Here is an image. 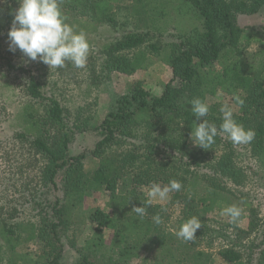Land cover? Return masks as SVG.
Returning <instances> with one entry per match:
<instances>
[{
    "label": "trees",
    "instance_id": "obj_1",
    "mask_svg": "<svg viewBox=\"0 0 264 264\" xmlns=\"http://www.w3.org/2000/svg\"><path fill=\"white\" fill-rule=\"evenodd\" d=\"M183 2L202 25L201 30L173 42L167 55L173 80H180L184 88L172 86V80L160 96H153L136 83L132 93L120 96L103 120L94 128L85 129L98 137L93 153L98 156L99 168L91 178L83 169L85 155L72 152L77 133L68 110L57 98L48 95L33 75H26L27 103L20 118L22 131L15 139L21 148L32 152V156H40L41 184L54 190L52 193L62 188V195L55 196L51 205L41 185L31 194L32 199L27 202L35 204L34 210L39 211L37 223L9 222L14 216L4 218L0 215V254L3 253L8 264H63L59 230L63 232L74 225L73 239L77 233L75 213L78 209L85 220L95 226L94 232L110 231V238L109 242H84L77 247L79 257L72 264H132L136 258L141 259L142 264H264V219L262 221L253 208L243 209L248 205L242 200L246 195L237 189L252 184L254 172L246 165H238V161L240 164L245 159H240L226 136L218 135L209 150L190 149L195 117L183 106L193 98L205 101L210 87L214 91L218 88L225 91L231 96L228 104L233 108L234 119L245 129L255 131L253 141L237 145L242 146L243 151L237 149L245 158L255 160L260 171L264 170V82L261 74L248 76L246 67H240L236 61L224 67L212 82L206 83L203 71L215 63H222L229 51L237 49L240 55L253 39L261 43L260 33H246L237 26V19L241 14L258 13L264 0ZM154 3L155 0H134L131 7L141 15L143 12L150 16L163 13V10L157 13ZM110 5L111 0L61 2L69 24H81L80 18L87 17L96 28L111 24L114 29L118 23ZM2 22L0 19V27L4 26ZM149 33L127 32L98 49L102 62L99 58L89 59L91 83L96 85L101 81L98 67L101 73L106 69L134 73L142 65L141 61L137 56L130 59L125 54L145 45L157 49L153 44L148 45ZM259 52L264 53V47ZM7 64L22 74L29 70ZM72 67L66 63L61 74ZM234 95L245 100L243 107L235 103ZM221 105L212 106L204 117L217 128L222 123ZM111 147L120 150L110 158L105 155ZM59 174L64 179L63 185L56 180ZM172 179L179 181L182 188L172 192L167 203L153 202L143 219L132 212L134 207L144 206L142 201L148 199L145 194L150 184L163 186ZM98 186H105L110 192L106 207L92 210L86 204L87 209L82 211V203L88 196L86 192ZM204 204L208 209L202 206ZM231 205L241 209L240 218L248 217L247 227H239V220L231 223L227 216H222L214 227L215 222L209 220L210 210L217 206L223 210ZM49 208L53 209L49 211L50 216L45 214ZM245 210L248 212L243 213ZM156 214L162 217L159 225L152 221ZM193 216L202 222L196 239L193 242L177 239L175 232ZM31 243L38 245V250L31 249Z\"/></svg>",
    "mask_w": 264,
    "mask_h": 264
},
{
    "label": "rangeland",
    "instance_id": "obj_2",
    "mask_svg": "<svg viewBox=\"0 0 264 264\" xmlns=\"http://www.w3.org/2000/svg\"><path fill=\"white\" fill-rule=\"evenodd\" d=\"M133 1L111 0L110 6L116 14L114 18L118 23L117 28L113 29L111 24L96 28L87 17L80 18L83 20L80 21L81 24H73L77 31L83 30L86 32L91 51L83 68L72 67L65 74H61V68L50 69L49 66L39 60L31 61L24 57L19 50L15 53L9 50L8 32L12 26L13 13L18 9L19 3L18 0H0V19L4 23V26L0 27V215L4 218L14 216L9 222L15 221L24 225L37 223L39 211L34 210L33 205L35 204H29L27 201L32 199L33 195L31 194L39 190L40 185L43 195H48L47 203L51 205L55 202V196L57 198L58 195H62V188L61 191L52 193L54 190L41 184L42 176L41 172H38V168H42L38 162L40 156H32L33 153L21 148V144L15 139V135L22 131L21 125L23 124L20 118L23 114L24 105L27 103L24 90L26 75H33L39 81L41 88L48 95L57 98L63 107L68 110L69 119L74 124L77 133L72 152L75 155H85L82 160L83 169L87 176L91 178L99 168L98 156L93 153L98 137L84 130L94 128L100 120H103L114 109L120 96L132 93L136 83L141 84L151 95L160 96L167 84L173 80L171 67L167 64V55H169L171 44L177 42L180 37L186 34L191 35L202 28L201 22L195 18L183 0H155L157 13H161L163 10V13L157 14V16H150V13L145 12L142 15L141 13L136 14V10L131 7ZM237 26L243 28L246 33H260L261 43H257L253 39L247 49L240 55H238L237 49L232 50V52L229 51L226 57L222 59V63H215L214 66L205 68L203 71L206 83L212 82L216 74L221 73L224 67L236 61L240 67H246L245 70L248 76L260 73L264 82V53L259 52L261 47H264V5L261 6L258 13L253 15H239ZM133 31L150 32L148 45L153 44L157 49L152 50L150 46L145 45L135 51L126 53V57L130 59L137 56L141 61L140 64H142L132 74L112 69H106L104 73H101L99 70L101 68L98 67L97 71L100 74L101 81L93 85L89 76V59H98V49L123 34ZM99 59L102 62V58ZM8 62L16 67H26L29 70L26 74L19 73L18 70L11 69L7 64ZM71 71L74 74H71ZM172 86L184 88V84L177 79L173 80ZM206 92L205 102L208 104L209 109L217 103H229L231 99V96L221 88L214 91L210 87ZM183 106L191 110L190 103ZM189 147L194 150L200 148L194 147L191 141ZM233 147L239 153L240 159H245L240 164L238 161V165L243 167L246 165L250 168V172H254L252 184L237 187L240 193L246 195L244 197L239 195L245 201L244 203L248 204L243 209L253 208L263 221L264 170L260 171L255 160L245 158L240 153V151H243L242 146L234 145ZM237 148H240V151ZM119 150L111 147L105 156L111 158L114 153L115 155L119 153ZM56 180L61 185L64 184L61 174L58 175ZM93 187L86 192L85 195L88 196L85 197L81 210L83 208L87 209L86 204L92 210L106 207L110 192L106 190L105 186H98L94 189ZM147 192L145 195H147ZM90 195H94V197L91 198ZM154 202L158 204L167 203V201ZM202 206L207 209L209 207L207 204ZM49 211H53V209L46 210L45 214L48 216H50ZM221 212L222 207L220 206L210 210L209 220L215 222H212L214 227L222 219ZM246 212L248 211L245 210L243 213ZM227 218L229 219L228 216ZM75 219L78 223L75 224L77 233L73 235V239L72 229L74 225L72 229L63 232H61V229L59 230L60 241L63 245L61 260L63 264H72L77 261L79 257L77 247L79 248L84 242L90 240L109 242L110 231L104 233L94 232L95 226L85 220L79 209L75 213ZM210 221L209 223H211ZM248 221L247 216L241 217L238 226L246 228ZM30 245L33 250L39 248L36 244L31 243ZM200 247H203L205 251H209L204 246ZM0 264H8V260L3 253L0 254ZM132 264H142V260L136 258L132 261Z\"/></svg>",
    "mask_w": 264,
    "mask_h": 264
},
{
    "label": "clouds",
    "instance_id": "obj_3",
    "mask_svg": "<svg viewBox=\"0 0 264 264\" xmlns=\"http://www.w3.org/2000/svg\"><path fill=\"white\" fill-rule=\"evenodd\" d=\"M61 2L62 0H18L19 7L13 13L12 26L8 32L9 50L13 53L19 50L24 57L31 61L39 60L50 69L63 68L66 63L75 68H83L91 51L87 34L83 30L77 31L74 25L67 22ZM233 99L240 107L244 106L245 100L240 96L234 95ZM190 105V111L195 117L190 133L194 147L209 150L218 135L226 136L234 145L248 144L255 138L254 130L245 129L234 119L233 108L227 102L222 103L220 107L222 123L219 128L204 119L209 113L205 101L193 98ZM181 188L182 184L175 179L163 186L152 183L147 192L148 199L142 201L144 206L134 207L132 212L143 219L147 215V207L154 201H168L170 193L180 191ZM241 214V209L235 205L228 206L221 212V215L228 216L233 224L237 223ZM152 221L157 225L163 222L159 214L154 215ZM201 227V220L193 216L180 225L175 235L183 242H193L197 230Z\"/></svg>",
    "mask_w": 264,
    "mask_h": 264
}]
</instances>
